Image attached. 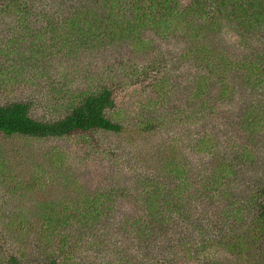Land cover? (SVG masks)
Wrapping results in <instances>:
<instances>
[{
	"label": "rangeland",
	"instance_id": "obj_1",
	"mask_svg": "<svg viewBox=\"0 0 264 264\" xmlns=\"http://www.w3.org/2000/svg\"><path fill=\"white\" fill-rule=\"evenodd\" d=\"M62 1L33 0L37 13L23 15L20 19L7 14L0 16V103L30 98L34 99L38 116L45 113L46 117H57L64 114L67 100L55 103L48 111L43 110V106H47L44 102L57 98V91L64 88L72 93V89L97 88L109 82L115 85L119 120L125 126L129 124L130 130L122 133L98 130L80 138L40 140L6 137L0 133L3 251L13 252L24 262L42 260L43 251L48 248L46 242L50 246L54 241V234L47 238L51 229L46 226V217L41 216L43 208L46 214L60 212L64 211V205L76 200L82 202L87 198V203H91L90 198L102 192H118L120 176L126 187L125 194L109 198L114 208L110 219L102 218L90 229L80 230L83 237H89L82 241V246L93 240L90 231L99 238L88 246L89 250L78 251L77 258L84 256L85 261L92 259L94 264H120L119 258L131 264H149L146 253L150 258L175 256L177 251L173 245L179 238L189 240L198 236L200 241L204 237L211 248L220 245L223 238H217L222 229L228 231L230 227L244 226L255 214V205L247 206L244 197L259 184L264 172V121L254 132L242 122L244 112L252 108L261 111L264 118V72H250L236 65L230 70L226 66L234 64L233 60L242 55H251L255 60V52L264 50V35L252 34L253 37H248L249 44L242 46L234 34V29L239 27L231 20L213 27L221 30H206L210 28L206 27L193 37L175 29L171 33L174 37H164L148 26L135 34L131 29L136 23H126L122 18L125 31L119 32V27L112 26L100 43L92 41L88 46V42L78 41L77 32H72L71 28H50L54 21L60 22L55 12ZM186 1L181 0L182 4ZM71 3L82 6L83 0H71L58 7L68 12L73 8ZM39 14L43 17L41 20ZM122 14L132 20L129 12ZM129 26L132 28L128 30ZM110 32L113 35H106ZM205 47L228 62L213 71L212 77L206 80L208 84L203 94L196 96L195 81L200 80L205 68L193 51L199 52ZM187 52L190 56H182ZM155 58L167 67L155 70L152 65L153 69L149 70L144 66ZM147 118L162 121L152 131H135ZM202 136L210 142L199 150L195 144ZM245 148L255 156L249 158ZM237 155L248 156L246 166L241 165V170L238 166L236 174L221 180V185L209 198L200 196L195 188L203 182L212 183V176L217 174L209 166L213 162L216 166L224 165ZM172 157L185 163L180 165L185 168L180 167L185 173L183 176L188 178L184 183L188 187L184 192L188 197L184 216L182 213L172 216L174 209L169 211L171 219L159 227L156 223L153 234L144 236V243L139 236L123 234L122 219L144 212L143 189L146 187L143 182L148 173L156 174L155 179L164 180L170 187L174 185L170 176L177 175L164 160ZM196 167L206 176L203 182L198 181L201 175L197 169L194 174ZM230 203L241 207L238 217L222 214L225 208H232ZM78 205L81 206L77 203L72 208L75 212ZM212 215L215 216L212 232L200 235L195 227L190 233L193 219L206 220ZM68 224L65 233L80 239L79 232ZM163 229L167 231L154 233ZM72 240L75 238L71 236L68 242ZM156 240L159 244L155 247L145 245ZM258 252L264 264L263 253ZM179 259V264H190L188 256L181 255ZM0 264L7 263L0 261Z\"/></svg>",
	"mask_w": 264,
	"mask_h": 264
},
{
	"label": "trees",
	"instance_id": "obj_2",
	"mask_svg": "<svg viewBox=\"0 0 264 264\" xmlns=\"http://www.w3.org/2000/svg\"><path fill=\"white\" fill-rule=\"evenodd\" d=\"M68 1L71 0H63L58 6H64ZM58 6L55 15L60 22L54 21L50 28H71L72 32H77L75 36H79L78 41L88 42V46L92 41L100 43L105 32L112 26L119 27V32L125 31L126 28H122V18L126 20V23L130 21L136 23L133 28L128 27V30L129 28L134 29L135 31L131 29V33L135 34L147 29L146 26H148L164 37H174L171 34L174 29L188 34L187 37H193L200 34L206 27H210L206 30H221L222 28L213 27L220 26L224 20H231L239 27L234 29V34L242 46L249 44L248 37H253L252 34L260 33L264 35V0H188L184 4L181 0H83L82 6L71 3L73 8L68 12L63 7ZM35 8L33 0H0V16L2 17L7 14V16L12 15L16 19H20L23 15L37 13ZM42 10L44 13L47 12L46 9ZM116 10L120 12L115 13ZM123 11L132 14V20L124 17ZM40 15L38 17L41 20L43 17H40ZM45 21L48 20L45 19ZM106 35L111 36L113 32ZM138 44L141 46L140 41ZM193 53L204 64L205 68L200 80L195 81L194 94L200 96L203 94L204 87L208 84L206 80L212 77L213 71L216 68L220 69L222 64H226L228 61L226 58L211 52L209 47H205L199 52L193 51ZM255 53V60L251 55H242L233 60L234 64L227 65L226 69L231 70L236 65V67L246 71L263 73L264 50ZM182 56H190V54L187 52ZM152 65L155 70L167 67L164 63L162 65L156 58L151 62H146L144 66L152 70ZM262 80L263 77L259 82H262ZM114 89L115 85L109 84V82L97 88H81V91L72 89V93L63 88L57 91V98L47 100L44 102L47 106H43V110L48 111L52 106L55 107V103L63 99L67 100V108L63 110L64 114L57 117H46L45 113L43 116H38L34 109L36 105L34 99L30 98L14 99L10 102L0 103V133L6 137L18 136L40 140L73 136L80 138L98 130L113 133L127 132L130 130L129 124L125 126L123 121L119 120V114L116 112ZM229 95L233 96V93H229ZM196 96L193 95V97ZM160 121H162L160 118H157L156 121L155 118H147L139 123L140 126L135 131H152L159 125ZM263 121L261 111L257 108L248 109L242 115L244 126L251 128L252 132L258 130V128L260 129ZM206 142L205 136H202L195 145L199 150H203V145ZM209 142L210 140L206 145ZM245 150L249 158L255 156L252 151L248 152L246 148ZM248 156L237 155L232 158L231 162L228 161L219 166H216L213 162V165L209 167H212L214 171H217L216 175H219L212 176L214 177L212 183L204 184L203 178L206 176L205 174L201 175L202 170L196 167L194 174H197V169L199 175H201L198 181L203 183L199 188H195L197 190L195 191L200 196L203 197L204 195V198H209L213 195L214 189L216 190V187L218 188L221 185L219 184L221 180L225 181L231 175L236 174L238 166H240L238 167L240 170L242 169L241 165L246 166L247 159L249 160ZM164 160L167 161L171 171L177 175L176 177L170 176L171 180L175 182L174 185L172 184V187H170L164 180L155 179L153 176L156 174L151 173L150 175L148 173L143 182L146 187L143 189L145 192L144 212L137 217L122 219V233L139 236L142 243H144V236L153 234L156 223L159 227L168 222L174 213H182V216L185 214L183 208L188 197L184 196V192L188 187L184 183L188 178L183 176L185 173L180 170V167H182L180 165L185 163L176 157H172L171 160ZM119 179L118 192L112 194L102 192L90 198L91 203H87L89 200L87 198L82 199V202L76 200L71 205H64V211H48L47 214L43 208L41 216L46 217V226L49 231L51 229L50 233H47V238L49 239V236L54 234V241L50 246L46 242L48 248L43 251L44 258L42 260L27 259V262H24L13 252L3 251L2 243L4 240L3 234L0 233V261L7 264H94L92 259L85 261L84 256L82 259L77 258V252L84 253L85 250H89L88 246L93 245L95 238L98 239L99 235L90 231L93 240L89 241L87 246H82V241L89 237H83L80 230L83 228L90 229L93 225L99 223L102 218H106V220L111 218L114 208L110 204L109 198L124 195L126 192L122 176ZM189 194L192 195L193 193L189 192ZM244 198L247 206L255 205V214L249 218L250 220L244 226L241 224L236 229L230 227L228 231L222 229L217 238V240L223 238L220 245H213L211 248L204 237L200 241L198 236V238L194 237L189 240L179 238L176 244L173 245V248L177 251L175 256L170 254L165 258H150L146 253L144 255L149 259V264H179L181 262L179 256L181 255L188 256L190 264H263L262 255L259 254L258 250L264 256V172L259 184L251 189ZM77 203H80L81 206L78 205L77 212H75L72 208ZM230 204L232 208H225L222 214L225 217H238L237 213L242 210L241 207L233 203ZM175 206L179 207L175 209ZM173 209L174 212L171 216L169 211ZM45 214L46 216H44ZM186 216L190 217L187 213ZM130 219L133 220L129 222ZM68 223L72 224L71 226L75 227V231L79 232L80 239L72 234L67 235L65 233L70 226ZM214 223V215L206 220H202V218L200 221L193 219L190 233H193L195 227H197L196 233L208 235L213 231L211 224ZM205 228L206 231H204ZM162 231L166 232L167 229L154 233ZM55 235H58L59 238H56ZM71 236L75 240L68 242ZM196 238L197 240H195ZM157 244L159 242L156 240L145 245L155 247ZM254 246L258 248L255 249ZM208 247H210L209 251L206 250ZM119 262L120 264H131L130 261L123 260V258H119Z\"/></svg>",
	"mask_w": 264,
	"mask_h": 264
}]
</instances>
